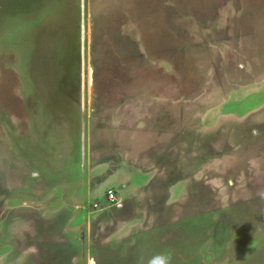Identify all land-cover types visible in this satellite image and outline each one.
I'll return each mask as SVG.
<instances>
[{"label": "rangeland", "instance_id": "374dc122", "mask_svg": "<svg viewBox=\"0 0 264 264\" xmlns=\"http://www.w3.org/2000/svg\"><path fill=\"white\" fill-rule=\"evenodd\" d=\"M63 2L0 0V264H264V0H87L83 172Z\"/></svg>", "mask_w": 264, "mask_h": 264}, {"label": "water", "instance_id": "95a60500", "mask_svg": "<svg viewBox=\"0 0 264 264\" xmlns=\"http://www.w3.org/2000/svg\"><path fill=\"white\" fill-rule=\"evenodd\" d=\"M62 1L61 9H66L68 4ZM86 2L87 0H79L78 6L81 10V24H80V65L78 69L70 68L69 73L73 75V82L70 83L69 88H64L63 91H58V96L51 98L52 107L55 110L64 109L65 111H72L75 107L81 108L83 116V134H82V162L85 166L86 160V135H85V109H86V77H87V17H86ZM42 29V28H41ZM44 54V53H43ZM30 71V68H29ZM31 75V71H30ZM32 76V75H31ZM32 80V79H31ZM80 84V85H79ZM76 88L79 89V101L76 99Z\"/></svg>", "mask_w": 264, "mask_h": 264}, {"label": "crops", "instance_id": "0c3cea01", "mask_svg": "<svg viewBox=\"0 0 264 264\" xmlns=\"http://www.w3.org/2000/svg\"><path fill=\"white\" fill-rule=\"evenodd\" d=\"M87 80V78H86ZM86 98H87V82H86ZM86 110V109H85ZM77 111V109H73L72 111H65L63 110V113L58 111V110H55V113H56V117L58 118V122L61 121V122H64L66 120V118L68 117V121L72 118V113ZM80 120H81V143H82V134H83V116H82V110H81V115H80ZM86 111H85V135L87 133V130H86ZM76 121H77V118H76ZM75 137H79L77 135V133L75 132ZM86 137V136H85ZM81 148H82V145H81ZM86 161V160H85ZM86 166H87V162H85V166L83 165V162H82V165L80 167H82V172L85 171L86 169ZM112 190V189H111ZM13 226V225H12ZM13 229H14V226H13Z\"/></svg>", "mask_w": 264, "mask_h": 264}, {"label": "clouds", "instance_id": "9594fccd", "mask_svg": "<svg viewBox=\"0 0 264 264\" xmlns=\"http://www.w3.org/2000/svg\"><path fill=\"white\" fill-rule=\"evenodd\" d=\"M89 264H95V260H90ZM147 264H171V257L167 253H157L148 260Z\"/></svg>", "mask_w": 264, "mask_h": 264}, {"label": "built area", "instance_id": "2783aa9c", "mask_svg": "<svg viewBox=\"0 0 264 264\" xmlns=\"http://www.w3.org/2000/svg\"><path fill=\"white\" fill-rule=\"evenodd\" d=\"M108 194H109V198H110L111 201H113V200L116 199V198H115V193H114L113 190H109V191H108Z\"/></svg>", "mask_w": 264, "mask_h": 264}]
</instances>
